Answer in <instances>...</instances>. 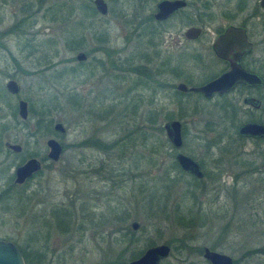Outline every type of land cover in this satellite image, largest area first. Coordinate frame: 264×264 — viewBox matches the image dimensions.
Listing matches in <instances>:
<instances>
[{"label":"rangeland","instance_id":"obj_1","mask_svg":"<svg viewBox=\"0 0 264 264\" xmlns=\"http://www.w3.org/2000/svg\"><path fill=\"white\" fill-rule=\"evenodd\" d=\"M104 1L107 15L84 17L83 27L75 33L78 38H74L67 33L72 26L66 28L67 21L57 16L52 20L47 9L56 4L81 6L89 2L93 6V0H0V117L12 122L15 111L16 119L22 122L19 100L27 102L28 110L31 105L38 110L49 97H56L60 106L49 108L47 131L34 133L36 118L30 113L27 129L20 125L4 132L0 153V190L17 167L34 158L41 163L40 172L29 182L31 193L40 191L35 201L72 205L78 216L74 233L44 232L45 238L38 245L46 247L45 264H116L122 256L113 251H123L128 240L122 244L118 241L126 230L131 233L127 238L134 240L132 247L141 255L153 246L168 245L171 253L161 264H208L202 257L205 247L231 257L235 264H264V142L240 141L236 130L245 118H232L215 108L216 103L190 96L184 99L181 110L176 105L181 99L174 92L158 87L129 90L136 75H121L115 66L106 71L97 66L99 60L112 65L127 58L140 64L141 56L147 53L158 55L161 63L163 37H168L164 26L173 36H179L186 26L179 16L166 25L153 22L160 0ZM189 1L215 5V9L204 11L203 21L209 22L213 16L214 22L226 21L220 17V6L230 0ZM256 1L247 0L250 5ZM28 14H34L33 18L11 34L10 28ZM99 32L107 34V43ZM68 40L81 41L82 48L69 50ZM152 42L157 48H149ZM106 50L111 53L108 62ZM79 52L88 55L87 63H77ZM8 80L20 86L18 96L6 91ZM72 97L76 98L74 107ZM154 111L155 121H149ZM168 114L182 123L181 152L204 163L203 182H194L176 171L169 177L177 179V184L162 182L175 155L162 129ZM101 117L105 119L99 121ZM57 122L65 128L64 134L53 131ZM29 133L33 137L27 139ZM131 136L134 146L129 141L125 146V138ZM48 139L58 141L63 148L58 162L47 159ZM112 142L118 144L106 152L99 150L100 145ZM5 143L20 145L21 153L6 150ZM188 183L196 187L195 202L186 197ZM156 186H169L163 191L168 216L159 213L155 218L150 209L149 195ZM15 194L12 211L3 213L0 209V240L16 247L31 246L32 221L16 217L25 207L17 203ZM177 204L184 211L201 210L204 218L187 220L186 224L174 220L171 213ZM90 218L94 219L92 224ZM81 220L85 227L79 230ZM133 223L138 224L137 230L132 229Z\"/></svg>","mask_w":264,"mask_h":264},{"label":"flooded vegetation","instance_id":"obj_2","mask_svg":"<svg viewBox=\"0 0 264 264\" xmlns=\"http://www.w3.org/2000/svg\"><path fill=\"white\" fill-rule=\"evenodd\" d=\"M183 1L186 2V6L164 21L155 20L154 16L158 2L155 5V11L152 15L153 22L166 25L173 17L179 16L183 18L181 24L186 25L179 36H173L170 28L164 26V31L168 34V37H163V61L160 63L158 55H155V58L147 53L141 56L144 59L140 64L136 59L137 62H134L135 60L131 61V58L121 62L115 61L113 64L117 72L121 75H126L127 73L136 75L135 84L141 82L147 88L158 87L162 90L174 92L181 99L180 103L178 101L176 104L179 108L184 106V99L194 96L197 101L216 103L214 104L215 108L222 110L223 113H227L232 118L242 115L245 120L239 126L246 123L264 125V8L260 5L261 0H257L253 5L248 4L247 0H230L226 5L220 6V17L226 18V21L219 22H214V16L209 22L202 20L204 11L208 12L211 9H215V5H198L191 3L189 0ZM189 28L200 29V34L196 38L186 39L184 34ZM229 28L241 31V33H236L226 43H220L218 41L219 38ZM157 45L152 42L149 44V48L155 49ZM104 54L105 60L108 62L107 56L109 55ZM85 55V60L77 63H87L88 55ZM98 65L105 71L106 68H112L111 64L109 65L103 60H99L97 62ZM228 71H232V73L237 75H241V73L253 74L262 83L259 85H248L238 82L228 92L213 93L210 97L191 91L193 88L202 87L218 79ZM180 84H183L187 90H178ZM133 86L135 85H132L129 90L134 89ZM75 101L76 98L72 97L73 107L76 105ZM102 119L104 120L105 118L101 117L99 121ZM89 140L98 139L90 138ZM258 140H263L264 142V139ZM181 149H174V162L176 163V155L182 153ZM182 154L187 156L184 153ZM187 157L191 158L190 156ZM191 159L194 160L193 158ZM194 161L199 164L204 175L203 179L199 180L189 173H184L197 182H203L206 174L201 165L204 163L202 161Z\"/></svg>","mask_w":264,"mask_h":264},{"label":"trees","instance_id":"obj_3","mask_svg":"<svg viewBox=\"0 0 264 264\" xmlns=\"http://www.w3.org/2000/svg\"><path fill=\"white\" fill-rule=\"evenodd\" d=\"M143 1L146 2V0H143ZM27 6L28 7L30 6L29 8L31 9L30 4H27ZM48 9H47V11L50 14V17L52 20H53V18L56 19V16H57L58 18H60V19L62 18L64 21L65 20L67 21L64 24L66 28H68L69 25L72 26V27H69L70 29L68 30L69 32L67 31V33H68V35H71V33H72V37H74V38H78V37H76L75 33H76L78 27H81V28L83 27L82 22L84 21V17H87V16L88 17L89 16L94 17L95 14L97 13L94 6H92L89 2L83 3L81 6H77L74 4H71V5L56 4L55 6L51 7V10H48ZM76 11H78V13ZM82 11L85 12V15L84 16L82 15L83 17L81 16ZM33 16H34V14H28L27 17L20 19L19 22H17V24H14L10 28V30H9L10 33L13 34L17 30H21L23 24L28 22L31 18H33ZM31 23H35V22L32 21ZM99 34H100V37L102 38V41H104V43H107V39H108L107 34L104 32H99ZM67 39H70V38L67 37L66 40ZM49 43H50V41H49ZM81 44H82V42L78 41V40H75L73 42H71L69 40H68V42L66 41V45L69 48V50H71V51H76L78 49H81L82 48ZM107 52L108 51L106 50V54H108L110 56L111 53H107ZM80 65H82V63H80ZM111 66H114V64H112ZM133 85H135V86H133L134 88H137V87L145 88L146 87V85L141 84V82H138L136 84L134 83ZM68 98L69 97L66 98L67 102H69ZM56 107L60 108L59 103L56 102V97H53V98L49 97L48 99H46L44 102H42L40 104V107L38 110L32 108V105L30 106L29 114L30 113L32 114V119L36 118V119H34L35 120V131H34V133H41L42 130L47 131L50 129V121L47 122L46 118H48V114L50 111L49 108H56ZM10 109L14 110L13 107H10ZM181 110H184V106H181ZM15 114H16L15 111H13V113H12L13 121L9 122V123L7 121H4V119L2 117H0V153L2 152V148H3V145H2L3 133L7 132L8 130H11V129H16L17 126H20V125H24L26 127L28 125V121L31 119L29 117L27 121L19 122L16 119ZM155 118H156V114L154 111V114L150 115L149 121H152V120L155 121ZM172 119H173V117L171 116V114L166 115V120L171 121ZM26 129H27V127H26ZM236 134H237V130H236ZM32 137H33L32 133H29V135H27V139H30ZM182 137H183V135H182ZM237 137L240 141L245 140L243 137H240L238 134H237ZM143 138L146 139L145 135L143 136ZM125 140H126L124 142L125 146H126V143L128 141L130 142V146H132V147L134 146L135 139H133L132 136L130 138H125ZM253 141L254 142H263V140H253ZM94 142L96 143V141H94ZM168 142H169V140H168ZM86 144H87L86 141H84L83 145H86ZM89 144H91V142H89ZM117 144L118 143H116V142L108 143L105 145L99 144L100 149L99 148L98 149L106 152V151L112 149V147L114 145H117ZM219 144H220V142L215 143L216 147H219ZM4 148H6L5 144H4ZM208 148H211V146H209ZM6 150H8V149L6 148ZM8 151H10V150H8ZM201 166H204V165H201ZM174 171L179 172L180 174L186 176V174L184 172H182L181 169L178 167L177 163L173 162V164L169 168H167V173L164 174V177H163L164 181H162V182L165 184H168L169 182H171V185L177 184V179H172L169 177L170 173L174 172ZM37 174H35L31 179L27 180L23 185H15L14 184V175L9 176L8 181H7V186L0 190V209L3 213H8V212L12 211V206L15 204L14 203V194L17 193L19 195L18 196L15 194L18 197L17 203L24 204L25 208L19 210V213H17L16 217L18 219L24 218V217H29L30 221H32V231H33V235L31 238L32 245L30 246L29 244H27L24 247L17 246L18 250L20 251V253L22 255V258H23L25 264H45V262L47 260L46 259L47 254L44 252L45 251L44 248H46V247L45 246L39 247V245H38L41 238L44 237L43 234L45 231H47L49 233L50 230L53 229V230H56L59 234L74 233L75 232V224H76L74 220L78 221V216L71 209L72 205H71V207L70 206L68 207L67 205L64 206L62 204H51V205H49V204H44L43 202L35 201V198H36L37 194H39L40 191L36 190L35 193H31L29 182ZM215 181H217V180L215 179L213 182H215ZM194 182H197V181L194 180ZM193 183H188L187 190H185V192L187 195L186 197H188L189 199H191L195 202L196 196L194 195V192L196 190V187L193 185ZM168 187L169 186H163V187L156 186L154 191H152V193L150 192L149 204L151 206L150 209H152L151 211L153 212L155 218L157 217V215L159 213H161L160 215L164 214V215L168 216L167 207H166V201H167L166 198L167 197H165L164 193H163L164 190L169 189ZM157 188L159 190H157ZM159 191H160V193H159ZM156 194H157V196H156ZM40 205H44V207L42 209H40L39 208ZM171 214H172V217L174 220H176L178 222L185 223V224L188 223L187 220H191V221L194 220L195 221V220L204 218V214L201 212V210H199L197 213H194L193 210H191V208L187 209V211H184L181 209L180 204H177L175 206V208ZM122 218H123V216L117 218V220L120 221ZM93 220L94 219L90 218V220H88V222L90 224H92ZM83 223H84L83 220H81V222H78V225L80 226V228H78L79 230H81V227L84 226ZM126 231H127V234H122L121 238H123V239L121 241H118L120 244H122L125 242V240H128L126 246L123 248V251H121V252L113 251L114 254L122 256V259L119 262H117L116 264H128L127 263L128 259L129 260H135V259H138V257L141 255L140 252L137 253L134 250V248H133L134 247L133 246L134 240L127 238L131 233L129 232V230H126ZM48 233L46 236H49ZM127 252L129 255L127 256L128 258H125L124 255ZM256 253H258V252L256 251Z\"/></svg>","mask_w":264,"mask_h":264},{"label":"water","instance_id":"obj_4","mask_svg":"<svg viewBox=\"0 0 264 264\" xmlns=\"http://www.w3.org/2000/svg\"><path fill=\"white\" fill-rule=\"evenodd\" d=\"M260 5L264 8V0L260 1ZM93 6L96 12L101 16H106L108 13V6L104 0H93ZM186 6V2L183 0H161L156 5V14L154 16L157 21H164L169 16L173 15L180 9ZM241 33L229 28L226 33L219 38L220 43L228 42V39L234 37L235 34ZM200 34V29L189 28L186 30L184 37L186 39L196 38ZM86 58L85 53L79 52L76 55V61L82 62ZM242 82L248 85H259L261 80L248 73H241L237 75L228 71L221 75L218 79L198 88H193L191 91L196 93H201L205 97H210L213 93H226L228 92L236 83ZM6 91L13 95L18 96L20 93V86L14 80H8L5 84ZM178 90L186 91L187 88L180 84ZM18 117L21 121H27L29 118V110L27 102L19 100L17 102ZM165 135L169 140L171 146L175 150H180L183 146L182 137V124L178 120H172L166 122L163 126ZM53 131L59 134L65 133V128L60 122L53 125ZM237 134L240 137L251 138V139H264V125L259 123H246L239 126ZM5 147L16 154L21 153L22 147L17 144L5 143ZM46 147L48 149L47 159L52 162H58L61 158L63 148L61 144L54 140L48 139L46 141ZM176 161L183 172L189 173L195 178L201 180L204 175L200 166L197 162L191 158L178 153L176 155ZM41 170V163L32 158L27 160L23 165L17 167L14 172V184L23 185L27 180L31 179L35 174ZM133 230H137L138 224L133 223L131 225ZM171 253V248L168 245H157L147 249L143 255L138 259L130 261L128 264H161L162 261L168 259ZM203 259L209 264H235L234 260L222 253L212 251L209 248H203ZM0 264H25L22 255L16 245L9 241L0 240Z\"/></svg>","mask_w":264,"mask_h":264}]
</instances>
